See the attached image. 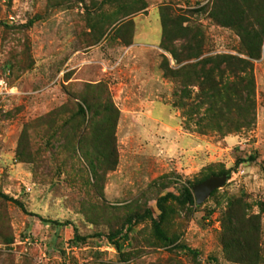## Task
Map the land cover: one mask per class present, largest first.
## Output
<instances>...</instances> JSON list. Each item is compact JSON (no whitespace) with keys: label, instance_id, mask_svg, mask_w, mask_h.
Returning a JSON list of instances; mask_svg holds the SVG:
<instances>
[{"label":"rangeland","instance_id":"374dc122","mask_svg":"<svg viewBox=\"0 0 264 264\" xmlns=\"http://www.w3.org/2000/svg\"><path fill=\"white\" fill-rule=\"evenodd\" d=\"M223 4L259 29L258 58L209 16ZM216 56L250 62L246 128L183 122L189 69ZM184 189L155 234L156 199ZM1 193L69 225L0 195V264H264V0H0ZM128 222L116 250L105 235Z\"/></svg>","mask_w":264,"mask_h":264},{"label":"trees","instance_id":"16d2710c","mask_svg":"<svg viewBox=\"0 0 264 264\" xmlns=\"http://www.w3.org/2000/svg\"><path fill=\"white\" fill-rule=\"evenodd\" d=\"M233 7H230L231 10L228 5H219L210 12L209 16L219 21L220 25L235 28L245 55L249 59H256L259 55L260 46L259 29L257 30L249 25V16L241 8L237 10L236 8L233 9ZM189 41L191 45L186 47L183 45V49L187 53V59L194 58L200 53L195 37L193 36ZM195 50L196 52L194 53ZM170 53L176 63L180 61L178 54L174 50H171ZM189 70H191L188 72L189 79L197 81V92L193 94L196 103L184 104L182 117L185 124L192 122L195 130L199 132L203 129L211 128L224 133L231 129L246 128L253 122V79L249 61L233 56H216V60L203 59L199 62L196 69ZM167 71V68H163L165 74L169 73ZM180 92L182 97L190 98V92L186 88H183ZM0 195L12 201L23 212L37 217L41 221L50 222L54 225H69L68 221L57 222L56 220L42 218L32 212H26L21 202L17 199L2 193ZM167 199L185 203L191 201V195L187 189H184L182 195L166 191L158 196L155 201V207L158 210V220L151 218L153 231L157 235L161 234L159 224L163 216L162 203ZM260 209L264 210V199L260 203ZM145 214L150 215V210L145 209ZM129 229L130 224L128 222L119 230L106 234L105 238L116 250H120L123 241L127 239ZM72 231V243L82 239L81 236L76 234L74 227H72ZM187 252L191 253L194 251L187 248Z\"/></svg>","mask_w":264,"mask_h":264},{"label":"water","instance_id":"95a60500","mask_svg":"<svg viewBox=\"0 0 264 264\" xmlns=\"http://www.w3.org/2000/svg\"><path fill=\"white\" fill-rule=\"evenodd\" d=\"M219 184L216 178H206L192 187L196 202L202 201Z\"/></svg>","mask_w":264,"mask_h":264}]
</instances>
